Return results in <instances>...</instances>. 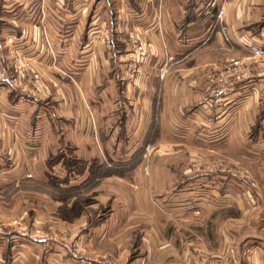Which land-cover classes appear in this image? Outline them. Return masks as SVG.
I'll return each instance as SVG.
<instances>
[{"label":"crops","instance_id":"obj_1","mask_svg":"<svg viewBox=\"0 0 264 264\" xmlns=\"http://www.w3.org/2000/svg\"><path fill=\"white\" fill-rule=\"evenodd\" d=\"M176 1L0 0V62L13 67L17 58L32 88H0L1 187L47 182L36 173L26 176L33 171L23 160L22 137L40 131L43 116L50 121L49 130L76 153L79 142L89 152L92 143L101 148V161L98 154L84 158L87 166L101 167V175L60 186L76 188V195L64 192L66 200L50 198L48 204L35 206L37 222L50 217L56 225L29 234L0 223V264H78L67 244L110 256L116 264H264V242L245 241L238 250L227 241L231 246L219 255L224 247L215 233L212 238L211 229L203 238V222L196 219L239 205L245 184L209 172L199 153L223 144L244 153L253 134L264 137V58L254 59L247 48L249 41L264 46V0H217L226 8L222 21L209 0H182L175 19ZM111 19L118 29L116 46L111 50L101 40L82 60L81 74L74 73V51L68 54L64 47L75 50L76 39L86 45L88 29ZM132 33H137L139 45L131 40ZM167 56L173 61L161 78ZM131 59L140 66L135 78L126 69ZM232 59L250 65L252 75L217 93L211 77ZM43 104L55 111L42 114ZM59 122L71 133L68 139ZM150 142L170 143L174 151L144 160ZM37 198L44 200L45 195L37 193ZM2 214L0 220H6ZM83 214L87 220L75 230L79 233L64 234Z\"/></svg>","mask_w":264,"mask_h":264},{"label":"rangeland","instance_id":"obj_2","mask_svg":"<svg viewBox=\"0 0 264 264\" xmlns=\"http://www.w3.org/2000/svg\"><path fill=\"white\" fill-rule=\"evenodd\" d=\"M182 2V0H179L177 3L179 4ZM179 5L173 9L175 19H177L178 11L182 10L181 4ZM117 30L116 21L111 19L106 25H95L88 29L87 33L89 34L86 45H82L81 40L76 39L73 43V48H75V50L71 47L73 50L70 51L69 46L68 48L65 46L64 48L69 50L68 54L71 52L73 53L74 51V58H76L74 63V73L81 74L83 65L82 60L85 61L86 55L90 53L91 49L97 50L95 46H101V40L103 41L106 33L109 36L111 43L110 46L107 43L104 44L107 48L112 50L114 48L113 35L117 32ZM135 34L137 35V33ZM136 45L139 44L136 43ZM68 57L70 58V56ZM61 61L64 67L69 65L66 61L64 62L63 58H61ZM11 62L14 65L13 60ZM77 77H79V75ZM79 81L81 82V80L77 78L78 84H80ZM39 110L43 114L44 112H52L54 107H52L51 104H43L39 106ZM91 110L95 116L97 112L93 110L92 107ZM8 112H10V109ZM48 122L50 121L45 116H43V119L40 123V131L34 133H25L23 137L21 135L25 150V157L23 160L25 162H29L31 166L29 171H33L26 173V176L30 177L36 173V175L40 176V178L47 179V182L40 184L31 180L30 182H25L24 184L10 187L9 189H6L4 186L1 187L0 185V190L5 189L0 191V213H3L2 215L6 218V220H0V223L9 222L10 227H14L17 231H19L21 228H17L16 226L20 225V227L24 229L25 233L29 234L32 232L35 234H40L44 229H50L53 227V225L57 224L56 220L50 217L45 221H41V223L37 222V216L34 214L35 206H38V204L44 201H46L48 204L50 198L54 201L57 200V198L66 200L68 195L66 196L64 192H75L73 194L76 195L78 194L76 192V188L63 190L60 188V186H72V183H74L73 180H84L85 178L92 181L101 175V167L94 165L89 167L84 163V158L88 159V157H94V155L97 154L99 155L98 159H101V148L99 145L92 143L91 147L93 152H89L85 149V146H82V144L79 142L81 148L79 149V152L76 153L75 147L73 148L68 144L61 143L59 141L60 135H56L54 131L49 130ZM99 122L101 123V119ZM59 129L67 139L71 137V133L67 132V127L63 122H59ZM21 137L20 135L18 136L20 140ZM246 147V150L249 149V151L241 153V150H239L238 147H234L233 150H230L227 145L223 144L217 147V150L213 152L201 151L199 153L200 155H198L204 157L203 160L206 162V165H209L210 162L212 164L216 161L226 162L231 164L232 167L236 168L239 172L241 171L242 173H249L252 177V183H250V185L244 184L241 187L243 188L241 189L243 192L242 196H240L242 201L238 200L240 201L239 205L232 204L227 207H220L217 212H214L215 214H211L210 216H207V218L205 215H198L196 218L200 223L203 222V231L201 234L203 238L210 234L209 230L211 229L212 238L214 236L213 234L215 233L217 243L224 247L222 249L220 248L221 252H219V255H222V253L224 254L226 251V246L230 245H227V241H229L231 245L237 246L238 250L242 249L239 247L245 241H249L252 244L257 243L261 245L263 244L262 242H264V137H257L253 134L250 137L249 146ZM187 156L189 157L190 154L187 153ZM57 162L61 163L55 165ZM66 182L71 183L63 184ZM88 185H91V183ZM93 186L91 185L89 188L92 189ZM40 192L45 195L44 200L37 198V193ZM60 194L62 196H59ZM77 196H80V194ZM238 201L236 200V202ZM78 202H80V200H78ZM90 202L94 203L96 201L92 200ZM86 220L87 216L84 214L72 220V224H70L69 228H66L64 234L77 235L79 232L75 230H77L79 225L85 223ZM71 225L73 226L71 227ZM216 228L217 232H213V230L216 231ZM135 236H137L135 243H137V246L140 247L138 233H135Z\"/></svg>","mask_w":264,"mask_h":264},{"label":"built area","instance_id":"obj_3","mask_svg":"<svg viewBox=\"0 0 264 264\" xmlns=\"http://www.w3.org/2000/svg\"><path fill=\"white\" fill-rule=\"evenodd\" d=\"M210 8L218 7L217 18L219 21L223 20V17L226 12L225 5L218 6L217 0H209L208 3ZM224 31L228 32V27L224 26ZM130 38L133 42L138 43V36L135 33L130 35ZM231 39H229L230 41ZM103 42L109 44L111 40L106 33V36L103 38ZM247 48L252 53L253 58L261 59L264 58V46L261 43L255 41L247 42ZM18 59L14 58V66L12 67L10 63L3 64L0 62V88L3 86H9L17 90L22 91H32V88L28 85V76L25 70L16 64ZM173 61L172 56H167L164 63L160 67V77L164 78L169 72V63ZM13 68V69H12ZM127 72L131 77H136L140 74L139 63L135 59L127 61L126 64ZM251 66L244 62L242 59H232L229 64H227L223 70L219 71L216 76H212L211 79L216 82L215 91L217 93L224 92L229 90L235 83V81H241L246 78H250L252 75ZM35 79H39V75L35 74ZM2 125V118L0 117V126ZM174 149L170 144H156L148 143L144 147L142 153V158L144 160H149L153 156H169L173 153ZM205 168L212 173H222L229 175L233 178H240L246 185L252 183V177L249 173L239 172L236 168H233L231 164L222 161H216L212 164L205 166ZM147 170V167L145 168ZM17 224V223H16ZM17 228L22 227L16 226ZM20 232L25 233L24 229ZM67 248L71 251L73 256L76 258L78 264H116L110 256H96L90 255L83 251H79L76 245H68ZM189 256V253L186 254ZM209 264H234L230 261L218 262L213 261Z\"/></svg>","mask_w":264,"mask_h":264},{"label":"trees","instance_id":"obj_4","mask_svg":"<svg viewBox=\"0 0 264 264\" xmlns=\"http://www.w3.org/2000/svg\"><path fill=\"white\" fill-rule=\"evenodd\" d=\"M113 44H114V46H116L115 40L113 41ZM113 57H114V59H116L118 57L116 52H114V56Z\"/></svg>","mask_w":264,"mask_h":264}]
</instances>
